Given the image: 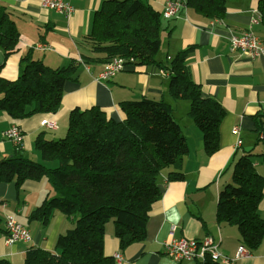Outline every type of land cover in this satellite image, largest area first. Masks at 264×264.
<instances>
[{"label": "trees", "instance_id": "1", "mask_svg": "<svg viewBox=\"0 0 264 264\" xmlns=\"http://www.w3.org/2000/svg\"><path fill=\"white\" fill-rule=\"evenodd\" d=\"M226 1L185 0V4L207 19L218 20L226 12ZM256 8L264 33V0H257ZM164 29L162 10L149 0H102L85 36L91 55L81 63L105 64L120 57L124 64L168 69V94L188 101L187 115L201 132L204 152L211 155L219 148V125L225 110L217 100L202 96L199 84L192 80L185 63L192 46L176 52L167 65L157 60ZM21 47L15 22L0 5L3 58L20 52ZM21 62L23 69L15 79L0 75V113L19 121L35 113L55 112L65 82L75 79L81 63L72 59L67 66L52 68L28 52ZM117 107L120 119L99 106L74 107L62 137L46 139L39 133L33 147L43 161L54 162L53 166L19 150L0 159V182L20 186L26 180L45 179L51 186L53 195L32 210L29 219L44 224L59 211L73 220V226L57 236L54 250L29 246L23 264H115L103 251L106 223L112 221L119 248L142 242L149 212L161 196V170L172 168L168 180L183 179L182 161L188 148L171 105L163 99L141 98L120 101ZM263 117L264 112L253 115L257 140L264 139ZM254 156L260 157L262 174L255 169ZM231 173L230 182L219 190L215 219L234 225L240 243L253 249L264 236V219L258 212L264 188V152L244 151ZM0 264L12 263L0 258Z\"/></svg>", "mask_w": 264, "mask_h": 264}, {"label": "crops", "instance_id": "2", "mask_svg": "<svg viewBox=\"0 0 264 264\" xmlns=\"http://www.w3.org/2000/svg\"><path fill=\"white\" fill-rule=\"evenodd\" d=\"M64 1L74 7L69 18L43 8L39 0H0V5L10 12L15 22L22 46L20 52L11 53L5 59L0 50V75L3 78L13 80L21 73L24 65L21 57L27 52L31 58L52 68L67 66L72 59L81 63L83 57L91 55L85 36L102 0ZM149 1L160 10L166 3V0ZM256 2L227 0L226 12L219 22H213L187 6L175 17L163 18L165 29L160 32L157 60L167 65L176 52L192 46L185 60L192 80L199 84L202 96L217 100L225 110L219 125V148L213 154L207 155L203 150L201 132L187 115L189 104L168 94V69L131 62L112 78L100 79L98 74L104 63L91 61L81 63L75 79L65 82L61 103L55 112L35 113L19 121L0 113V159L19 150L27 157L31 155L30 159L43 162L33 147L35 137L39 133L46 139L62 137L67 129L68 113L74 107L99 106L111 117L120 119L117 107L120 101L163 99L171 105L173 118L186 139L188 150L182 161L183 179L168 180L172 168H163L159 177L161 196L149 212L144 240L121 249L118 239L113 236V228L108 225L103 241L104 254L113 257L120 253L122 260L115 264H196L170 258L165 254L163 244L170 237L199 240L210 236L220 253L233 257L238 247L244 245L240 243L239 231L234 225L216 221V203L219 190L231 180L237 158L249 149L258 154L264 152V139L257 140L253 123V115L264 112V56L251 60L231 50L228 36L250 30L263 38L260 23H251V9L256 8ZM36 43H44L49 48L36 49L33 47ZM47 119L53 120L56 128L41 124ZM12 123L22 132L20 147L3 136ZM233 127L239 129L240 146H235ZM258 147H262L260 151H256ZM259 168L260 164L255 161L256 171L262 173ZM50 195L53 192L45 179L26 180L20 186L14 182H0V258L21 264L29 246L54 250L57 236L71 228L73 220L59 211H54L44 224L28 218L29 213ZM258 212L264 219V188ZM7 214L15 215L29 229L31 240L6 243L4 224ZM244 247L249 255L230 264H264V236L257 247Z\"/></svg>", "mask_w": 264, "mask_h": 264}, {"label": "built area", "instance_id": "3", "mask_svg": "<svg viewBox=\"0 0 264 264\" xmlns=\"http://www.w3.org/2000/svg\"><path fill=\"white\" fill-rule=\"evenodd\" d=\"M39 3L43 8L56 11L66 18H69L74 12V7L64 0H39ZM185 7V0H166L162 16L166 19L175 17ZM251 13V23L259 24L261 21L259 10L257 8L251 9ZM228 41L231 50L238 51L241 55L251 60L264 56V41L250 30H245L239 34L231 33L228 36ZM33 47L36 49L49 48L44 43H36ZM124 66L123 59L115 57L103 65L98 77L100 79L112 78L116 73L123 70ZM41 124L48 128H56L55 122L50 119L41 121ZM231 133L236 136L235 146H240L242 139L239 135V129L233 127ZM3 136L20 147L22 132L16 124H10L4 131ZM4 225L6 243L12 244L31 240L29 229L20 223L15 218V215L7 214ZM163 245L165 254L175 261H194L196 264H230L242 256L249 255L244 246H239L233 257L224 255L217 250V246L210 236H205L199 240L170 237ZM113 258L115 261L122 260L120 253H115Z\"/></svg>", "mask_w": 264, "mask_h": 264}, {"label": "rangeland", "instance_id": "4", "mask_svg": "<svg viewBox=\"0 0 264 264\" xmlns=\"http://www.w3.org/2000/svg\"><path fill=\"white\" fill-rule=\"evenodd\" d=\"M179 101H181V99H179ZM184 101H186V100H184ZM186 102L188 103V101H186ZM188 104H189V103H188ZM259 148H262V147H258V148L256 149V151H260ZM25 154H26V153H25ZM29 157L32 158L31 155H29ZM253 158H254L255 161H257V162L260 164V168H259V169H261V172L263 173V166H262V164H261L260 157H259V156H254ZM33 160H35V159H33ZM36 161H38V160H36ZM39 162H40V161H39ZM42 163L48 164L49 166H53V165L55 164L54 162H45V161H43ZM258 172H260V171H258ZM262 173H261V174H262ZM50 196H52V195H50ZM108 225H110V226L113 228L112 221L107 222L106 225H105V227L108 226ZM105 232H106V231H105ZM106 233H107V232H106ZM21 264H23V261H22Z\"/></svg>", "mask_w": 264, "mask_h": 264}]
</instances>
